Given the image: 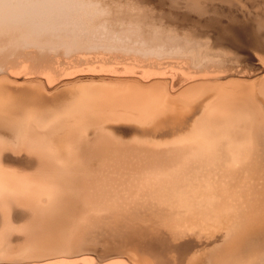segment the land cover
Segmentation results:
<instances>
[{"label":"bare ground","instance_id":"obj_1","mask_svg":"<svg viewBox=\"0 0 264 264\" xmlns=\"http://www.w3.org/2000/svg\"><path fill=\"white\" fill-rule=\"evenodd\" d=\"M229 1L232 3L236 1V4L239 2ZM93 4L94 7L96 3ZM87 6L85 0H0V48L16 43L18 41L16 39H21L26 46H32L37 39L64 38L66 40L62 43L72 46L70 44L82 43L84 39L85 41L88 39V42L101 38L109 40L108 33L110 35L113 32L116 34L112 36L114 40L118 37L122 40L127 33L128 36L136 34V32L132 34L128 31H120L121 28L110 29L105 33L104 38L101 36L104 35L103 33L99 35L100 37H96L95 33L93 36L92 32L87 33L92 30L90 28H86L90 29L85 31L86 33L83 31L79 34L81 27L86 24L81 26L82 23H79L81 17L77 15L79 12L76 10L80 9L84 15L94 13L96 10ZM118 15L113 17V21ZM77 17L80 18L77 20ZM63 18H68L65 21H70L65 24H73L69 32L59 30L55 25ZM73 19L75 21H72ZM140 19L136 18V20ZM127 20L124 23H128ZM116 22L113 24L116 25ZM99 31L98 33H101ZM77 35H80V42L73 37ZM261 39L258 33H250L249 44L254 49L260 50L263 48ZM21 68L27 69L24 68V64ZM41 69L51 70L50 66L47 68L42 66L38 72L23 70L19 75L17 71V75L15 71L11 73L12 71L9 70L8 74L4 71L7 76L1 71L2 69L0 70V226L4 231L17 223L20 216L29 222L32 217L36 219L38 213V217L40 215L47 217L45 219L48 221L44 222L42 218L41 220L37 218L36 226L26 232L25 245L23 247L18 245L22 248L21 251L19 247L16 249L13 247L12 249L17 251L13 252L8 242H0V264H27L35 261L36 263L33 264H129L122 257L116 258L117 254H125L120 252L125 249H137L133 244L134 239L149 230L154 231H151V235L155 233L156 237H164L162 238L164 243L168 242L166 238L171 242L176 241L177 244H188L190 247H186L187 249L199 245L198 249L191 251L186 262L183 260L187 256L186 258L182 256L181 262L183 261L184 264H223L226 260L230 261L228 252L232 249L236 248L238 251L237 247L242 244L240 248L244 246L247 250L246 242L248 246L249 241L254 243L256 240L255 244H257V241H261L259 239H264V198L258 195L260 189L258 190V182L255 185L254 177L258 176V171L262 169L256 159L254 163L258 142H256L258 140L255 136L256 131L251 138H248L252 132L253 124H250L254 118H249L251 120L249 125L247 120L241 121V118L237 120L238 117L236 120L230 118L228 126L222 125L221 122L212 124L211 119V122L210 120L205 122L208 117L206 113L208 114L210 106L219 95L216 96L215 93L212 95V90L210 93L207 90V95L199 94V97L196 94V98L191 100L179 99L180 95L176 97L179 99L177 101L175 97L171 98L174 95L162 91L163 86L159 89L153 88L155 84L150 86V80L161 79L160 75L142 77L141 82H137L140 84L139 87H136L133 85L136 81L131 84V80L125 79L131 75L130 73H90L89 71L84 74L79 72V74H75L76 72L62 74L61 72L57 76L58 79L52 77L51 79L54 80H51L49 74L54 77L55 74L51 71L47 74L48 77L44 78L39 72ZM22 72L24 75H20ZM97 74L103 77L93 78ZM80 75L92 77L77 78L75 82H81L80 85L73 84L74 81L71 83L74 77ZM216 75L211 76L212 78L208 75L191 76L183 82L191 84L196 83L198 79L200 81L208 77L213 80V77L217 78ZM111 81L123 84L117 87L118 84L114 85L110 83ZM145 83L149 84L148 87ZM154 83H158L157 80ZM187 86L190 87L188 84ZM260 98L261 119L264 121V95ZM195 102L199 103L200 111L193 109ZM216 105H214L216 108L211 107L215 109L213 114L226 119V114L221 115L224 113L221 112L222 109L216 111L218 106ZM257 105L255 104V107ZM116 125L123 128L117 131ZM261 130L264 134V129ZM90 137L92 141L91 139L88 141ZM262 139L264 141V138ZM258 143H261V140ZM81 146L84 147V151L87 150L88 154H91V157L87 156L91 159L89 162L83 161L86 156L84 158V155H81L80 152L84 153ZM130 151L134 155V160H131L132 156L130 162H127L129 159L125 160V157H121L124 161L118 159L120 154L131 153ZM129 155L126 157L130 158ZM33 156L40 157L57 169L54 171L57 175L52 171L55 175L53 176L52 173L53 177L49 175L53 178L52 181L51 178L48 180L46 178V182L43 179L42 182L34 181V183L17 175L28 172L34 166L33 159L36 157L32 158ZM142 159L148 161L144 162ZM118 160H121L119 161L121 167L119 162H116ZM47 162L44 164L47 165ZM128 163L131 166L127 167ZM118 169L121 170L120 173ZM16 204L31 207L33 211L19 215L18 209L13 211L14 208L13 210L10 208L11 205L17 207ZM254 217L256 220L253 219ZM24 219L22 223L27 222ZM249 226L252 228L247 229ZM249 231L256 233V238L253 237L251 240L252 233ZM2 233L1 231L0 234ZM259 236L262 237L258 238ZM184 238L188 239L182 242L180 239ZM179 240L181 242H177ZM143 242L144 245L146 241ZM136 243L138 247L143 246L141 242L136 241ZM258 244L260 247L261 244ZM154 245H150L153 246L152 250L155 248ZM257 245L255 248L258 247ZM98 246L102 247L101 250L108 257L106 261L90 255L98 252L94 249ZM146 248L138 253H143L148 258L150 255L154 257L159 252L153 250L156 254H152L150 253L152 250L146 252ZM258 248L257 260L254 261H258V256L264 259V248ZM166 250L165 252L169 253ZM71 257L78 258L68 259ZM160 257L163 262L162 258L165 256ZM152 259L150 258V261ZM155 259L158 261L156 257ZM171 261L167 262L171 264Z\"/></svg>","mask_w":264,"mask_h":264},{"label":"rangeland","instance_id":"obj_2","mask_svg":"<svg viewBox=\"0 0 264 264\" xmlns=\"http://www.w3.org/2000/svg\"><path fill=\"white\" fill-rule=\"evenodd\" d=\"M82 1H84V0H82ZM92 1L94 3H96L94 7H93L94 4ZM237 1H239V2H237V4H236L235 3L236 1L232 3L229 0L228 1L227 0H91V3H90V0L89 1L85 0V3L87 2L88 6L90 8L92 7V10H95V8H96V10H95L96 12L94 11V13H89L90 15L85 13V15H84L83 11H81L80 9L76 10L77 12H79V14H77V15L78 16L80 15V17H81V18L77 17V20H78V18H80L79 19L80 22L77 20L76 21L79 22L80 24L82 23L81 26L86 24L85 25L86 27L85 26L81 27L80 31L78 32L79 34L83 31H84L83 33H86L87 31L92 29V30H90V32H87V33L92 32L93 36L95 33L96 37L97 36L100 37L99 35L103 33L104 35H101V36H103V38H104L106 36L105 33L109 32L110 29L117 30L119 28H121L120 31L124 30V31H128L129 33H132V34H135V32H136V34L128 36L127 35L128 33H127L125 35V37L122 36V37H124L122 40L119 37L117 38L115 36V39L116 38L117 39L114 40L113 34H115V33L113 32L112 34H110L111 36L108 33V36L110 37L109 40L101 38V39H97V41L95 40L93 42L92 41L88 42V39H86V41L84 39V41L82 43L80 42L81 41L80 35H77V36H73L75 40L80 42L79 44H76L77 46L73 45V43L70 44L72 46H69L65 43H62L63 40H66L64 38H59L60 40L58 38L37 39L35 41V45L32 44V46L31 45L26 46L25 43L23 44L21 42V39H16V40H18L16 43L7 44V45L3 46L2 48H0V70L2 69L1 71H3V72L5 71L6 73L10 72V71H12L11 73H13V71H15V73H16V71H17L18 75H19V72L24 70V69L22 70V68H21V67H23V64H24V68L27 67V69L24 71H29L30 69H28V68L33 69V70H30L29 72H38V69L40 67L44 66L47 68L50 66L51 70H47L48 72L46 71V69H45V71H44V69H41L39 72L41 73L42 77L46 78V76L48 77L47 74L52 71L55 74V77L50 75L51 74L50 73L49 78L51 79L53 77V78H55V80L58 79L57 76H59V74H61V72H62V74L63 73L64 74H74L75 72H76L75 74H79V73L84 74V72L89 73V71H90V73L91 72H95V73H98V72L99 73L100 72L101 73H118V74H129L130 73L131 75H133L135 77L137 76V77L133 78V76L129 75V77H127V78L124 77V78L127 79V81L131 80L130 81L131 84H132V82L136 81L135 83H133V85H135L136 87H139V85H140L139 83L141 82L142 77L147 78L148 76L150 77V76H154V75H160L162 80L156 79L158 83H154V82H156L155 79H151L150 80L151 82L148 81V83L150 82L149 83L150 86H151V84H153V85L155 84L154 85L155 87H153V85H152L153 88L157 87L159 89V87L163 86L165 89L161 87L163 89L162 91H166L165 93H169L171 96L174 95L171 98L175 97V99L177 101L179 99H182V98H187L190 100L194 99V98H196V96H195L196 94H198L199 97H200L199 94H201V96L207 95L206 94L207 90H208V93H210L212 90V95L215 93L216 96L219 95V97L216 98L215 102H213L214 104H212V106H210V108L208 110L209 111L208 114L206 113V115L208 117L206 116L207 118L204 120L205 122H209V120L211 119L213 121V122H211V120H210V122L212 124H215L217 122H221L222 125L224 124V125L228 126V123L231 121L230 118H233V120H236L238 117L239 119H237V120H240V118H241V121L247 120V122H248L247 125H249L250 121H251L249 118H251V119L254 118V120H252L251 121L252 123L250 124V125H252V124L253 125H252V132H250V134H249L250 137H248V138H251L255 133L254 131H256L255 136L258 137V134H259V137L258 138L256 137V139H258V140H256V142L257 141L259 142L261 140V143H258V142L256 143L257 144V146H256L257 151L254 153L255 154L254 155L255 156L254 157V163L257 160V164L259 165V167L261 165L260 168H262V169H260L258 171V173H257L258 176H256V175L254 176L256 178V179L255 178L254 179L256 180L255 185L258 182L257 183L258 190L260 189L258 191L259 192L258 195L261 197L263 196L262 198H264V195H262V194H264V189H263L264 185L261 184V183L264 184V180L261 179V178L264 179V175H263L264 174L263 173L264 172V168H263L264 166H262L264 163V156H262L264 154V150H263L264 149V146H263L264 141L262 139V138H264V134H262L263 130H261V129H264L263 128L264 127V123H263L264 121H262V119H261L262 118L261 109L259 107L260 106L259 103H262V100H259V99H261L260 98L261 95L262 96L264 95V0H249V1L248 0H237ZM78 2H80V1H78ZM99 7L104 8V9H100ZM105 9L106 10L109 9V11L107 10V12H106ZM80 12L82 13V16H81ZM110 12H111V14H107ZM96 13H99V14L97 15ZM103 13L106 15H104ZM91 14H93V16L95 18ZM116 14L117 15L119 14V15L117 16V18L115 17L114 21H113V17L116 16ZM108 15H110V16H108ZM105 16H108L110 19L108 17H105ZM97 17H99L100 19ZM122 17H123V19H121ZM91 18H92V20H90ZM96 18H97V20H96ZM118 18H120V19H118ZM125 18L128 19L127 20L128 23H126V22L124 23V21L126 20ZM136 18L137 19L141 18V19L136 20ZM142 18H144V19L142 20ZM65 19H68V18H63V19L59 20L58 22H56L55 25H56V27H59L58 28L59 30H62L64 32H69L72 29L73 24L72 23L65 24L67 22H70V21H65ZM107 19H109V20L107 21ZM116 20H117V22H116ZM129 20H131V21H129ZM72 21H75V19H73ZM132 21H134V22H132ZM114 22H116L117 24L119 22V24L118 25L116 24L117 25L116 26L115 24H113ZM139 22H140V24H139ZM59 23H63V24H59ZM105 23H106V25H105ZM122 23H124L123 25H125V26L121 25ZM135 23H137V24H135ZM126 24H128V25L126 26ZM95 27H97L98 30ZM82 28H83V30H82ZM84 28L85 29L90 28V29L85 30ZM93 28H94V30H93ZM105 29L107 31H104ZM77 30H79V29H77ZM95 31H97V32H95ZM98 31L101 33H98ZM153 31H155V32H153ZM253 32L258 33L260 35V37L262 38L261 40L263 42V45H262L263 48H260V50L254 49L253 46H251L249 44L250 33H253ZM97 33H98V35H97ZM135 37L137 39H135ZM142 37H143V39H142ZM67 40H69V39H67ZM117 40H119V41H117ZM120 41H123V42H120ZM52 67H54V68H52ZM5 72H4V74L7 76L8 73L6 74ZM16 75H17V73H16ZM20 75H24V73L22 72V73H20ZM97 75L94 76L93 78H95V77L96 78H102L103 77L102 75L101 76L100 75L97 76ZM204 75H206V76L208 75L210 78H212L211 76L216 75L217 78L214 79V77H213V80H212L208 77L206 79H201L200 81H198L199 80L198 79V80H196V83L195 82L191 83V84H193L194 87L190 83H184L183 82V81L189 79L191 76L198 77V76H204ZM83 76L84 75L74 77V79H76V80L73 79L71 83H73V81H74L73 84H75L77 82V78H82ZM87 76L92 77L89 75H85L83 78L84 79H85V77L88 78ZM120 78L121 77H118V79H120ZM121 79H123V77ZM51 80H54V79H51ZM152 81H154V82H152ZM43 82L45 83V80ZM94 82H96V81H94ZM97 82H99V81H97ZM104 82L107 83L108 81H104ZM113 82L114 81H111L110 83H112L114 85L118 84L116 82L115 83H113ZM137 82H139V83H137ZM44 83H42V84L46 86V84H44ZM79 83H81V82L76 83V85H80ZM148 83L147 84L145 83V85L147 87L149 85ZM121 84H123V83L119 82L117 87H119V85H121ZM157 84H159V86H157ZM187 84L190 87H188ZM141 85H143V84H141ZM183 85H185V86H183ZM185 87L186 88L188 87L187 88L188 90ZM204 89H206V91H204ZM176 91H177V93H176ZM200 91H202V92L200 93ZM193 93H194V95H192ZM184 96H186V97H184ZM192 96H193V98H192ZM253 96L255 97V99ZM176 97H179V99ZM219 99L222 101H220ZM218 100L222 104L221 103L219 104ZM195 104L196 105H193V107H194L193 109L196 108L195 110H199L200 109L199 108L200 105H198L199 103L195 102ZM255 104L256 105L258 104V105L255 107ZM214 105L217 106L216 111H219L220 109H222L221 112H224V113H221V115L226 114L225 115L226 119L224 117H221L220 115H218V117H217L216 115L213 114V112L215 110L214 108H216ZM211 107H214V108L212 109ZM225 107L227 108L226 110H225ZM254 107H255V109H254ZM210 110H212V111L210 112ZM227 112L230 114H228ZM245 113H247V114H245ZM251 113H252V115H251ZM231 114H233L232 117H231ZM237 114H239V116H241V117H239ZM240 114H242V115H240ZM245 115H246V117H245ZM213 116H215V117H213ZM220 117H221V119H220ZM255 117H257L256 118L257 120L255 119ZM214 119H215V122H214ZM226 120H227V122H225ZM222 121H224V122H222ZM255 121L258 123H256ZM168 122H170V121H168ZM168 122L166 124H168ZM241 123H243V122H241ZM229 125H231V124H229ZM117 126L119 127L120 125H116V127ZM116 127L113 129L115 130ZM118 127L116 129L117 131L120 128H123V126H120L119 128ZM254 128H255V130H253ZM261 136H263V137H261ZM91 138L92 137L88 138V141H90ZM259 138H261V139H259ZM91 141H92V139H91ZM258 145L262 151L260 149H258L259 148ZM82 146H83V144H82ZM81 149H82V151H84L83 150L84 147H82ZM86 151L87 150H85L83 154H82V152H80V153L82 156L84 155L83 156L84 158H85V156H86V159L88 158L87 159L88 161L84 158H82V160L84 159L83 161L89 162L91 159H89V157H87V156L91 157V154H88V151H87V155H86ZM260 151H261V153H260ZM131 153H129V152L124 153L123 152L122 154H120L121 156H119L118 159H120L121 157H123V158L125 157L124 159L125 160L129 159V160H127V162H130V159L132 157L133 158L131 160L135 159L133 153L132 154ZM146 153H148V152H146ZM154 153H152V154H154ZM21 154L23 155V153H21ZM124 154H126V155H124ZM22 155H20V158ZM127 155H129L130 158L126 157ZM154 155H156V154H154ZM35 157L33 156L32 158H35ZM124 159L121 158V160H123V161H124ZM121 160H118L116 162H119ZM142 160L144 162L148 161V160L145 161V159H142ZM33 162H34V166L28 172L17 173V175L22 177V178L24 177V179L27 178L26 179L27 181H29L28 179H30L31 182L32 181L33 182L34 181L42 182L43 179L46 182V178H47V180L49 178H51L50 181H52L53 180L52 177L55 174L57 175V173L54 172L57 169L54 166L52 167V165L50 166V164L47 161L41 160L40 157L39 158L36 157V159H33ZM46 162L49 165L44 164ZM116 162H115V164H116ZM120 165H122V164L119 162V166ZM129 165L130 164L128 163L127 167H129ZM139 165H140V161H139ZM114 166H116V165H114ZM137 166H138V162H137L136 168H137ZM51 167L53 170L51 169ZM51 171L54 172L55 174L52 173ZM119 171L121 172V170L118 169V172ZM51 173L53 174V176L51 175ZM49 175H51L52 177ZM59 176H61V174H59ZM258 177L260 180L257 179ZM257 180H259V181H257ZM261 180H262V182H261ZM261 185H262V187L259 188V186H261ZM255 190H256V187H255ZM260 191H263V192L261 193ZM250 193H252V191ZM245 204H246V202L243 203V205H245ZM16 205H17V207L15 205H11L10 208L12 210L14 208L13 211H17V209H18L19 211H17V212L20 213L19 215L25 214L26 212L28 213V211L29 212L33 211V209H30L31 207L30 208H28V206L23 207V205H20L21 206L20 207L19 204H16ZM26 208L28 209L27 211H26ZM20 209L22 211L24 209L25 210L23 211V213H21L22 211ZM38 214L36 216H37V218H39V220H41V218H42L44 220V222H48L45 219L47 217L44 218V216L41 217V215H40V217H38L39 216ZM37 218L35 219V217H32L31 220L28 222V220H26V218L24 219L23 216H22V218L20 216V218L18 219L19 221L17 222L18 224L15 223L11 227L6 228V230H4V231L2 230V226H0V233H1V231L3 232L2 234H0V242H8L9 246L11 247V250L13 252H17L14 249L19 247L20 245L22 247L25 245V241H26L25 239L27 238L26 232H27V230H30V228L32 229L34 226H36V221L38 223ZM23 219H24V221L26 220L27 222L22 223ZM253 219H255V217ZM253 219H252V221L256 220V219L255 220H253ZM255 222H253V223H255ZM33 223H35V224L33 225ZM250 226L247 229H251L252 227H250ZM255 226L256 225H254V227ZM254 230L255 229L253 228V231ZM151 231L152 230H149L147 232L144 231L142 234H140L138 236L137 239H139V240L134 239L135 241H133L134 242L133 244L136 245L135 248H137V249L140 247L139 251L141 249L143 250L144 248L147 247L146 248L147 250L145 249L146 252H150V250H152L151 248L153 247L150 245L155 244L154 245L155 248H153V250H155V252L159 251L158 252L159 254L157 253L159 257L165 256L162 258L163 262H161V260H160L161 257L160 258L157 257L156 256L157 254L153 250H152L153 252L151 251L150 253L156 254L154 257H153V255H150V253H146L147 255H150V257L147 258V256H144L143 253L142 254L138 253L139 251L136 252L137 249H134L135 251L131 250V249H125V251H120V252L125 253V254H117L116 258L122 257V259H126V261L129 264H134L135 262H136V264L137 263L139 264V262H141V261L142 262L140 264H155V262H157V263L159 262L158 264H164V263L167 264L169 261H171L173 259V257H176L177 259L176 258L173 259V260H175V262L172 263V261H173L172 260L171 264H175V263L184 264V262H186V260L189 258L191 251L199 248V245H196V247H192L190 249H187L190 247V246H188V244H184V245L182 244L184 246L183 247L180 243L177 244L176 241L171 242L170 240H168L166 238H165V240H167L168 242L166 243V241H165V243H164V240L162 239L164 237H160L161 238L160 239L159 236L156 237L157 234H156V236L154 235L155 233H153L151 235L150 233L154 232V231H152V232ZM253 231L252 232L249 231L252 233L251 240H253L252 239L253 237L256 238V235H255L256 233L253 234ZM145 234L154 240L149 239ZM153 235L157 239L159 238V240L155 239V237H153ZM260 237H262V236H259L258 238H260ZM185 239H188V238H184V239H180V240L183 242V240L185 241ZM17 240H19L18 243H16ZM142 240L144 242L146 241L150 248L147 246V243L146 242L144 243ZM147 240H149V241H147ZM180 240L177 242H181ZM259 240H261V241H257V242L262 245V246L260 245V247L264 248V239H259ZM136 241L141 242V244L143 242L144 245L143 244L142 245L145 247H143V246L141 247V245H139V247H138V243H136ZM151 241H153V242H151ZM159 241H161V242H159ZM255 241L256 240H254V243H253V241L252 242L249 241L250 245L248 244V246H247L248 242H246V247H248V249H247L248 251L243 246V248H245L244 250L246 253L244 252V250H242L243 248H240L242 246V244L239 245L240 247H237V248L241 249L242 252H240L241 250L239 251V249H238V251H236L237 250L236 248L234 250L232 249L231 250L232 252L231 251L228 252V255H230V258H229L230 261L226 260L225 263H223V264H227V263L228 264H230V263H232V264H249V262H250V264L251 263L256 264L258 261H259L258 262L259 264H262L263 263L262 262L263 257H261V259H260L258 256V261H256L257 260L256 259L257 258L256 253L258 252V251H256V249L259 247L258 246L259 244L258 243H257L258 245L255 244ZM21 242L22 243L24 242V244L22 245ZM149 242H151V243H149ZM170 245L172 248L169 247ZM243 245H245V243ZM255 245H257L258 247L255 248ZM162 246H163V248H162ZM175 246H176V249H175ZM13 247H14V249H12ZM100 247L101 246L95 247L94 249L97 250L98 252L95 254H90V255H92L96 258H102V260L105 259V261H106L108 257L106 256L105 252H103L101 250L102 247L101 248ZM164 247H166L167 250ZM260 247L258 249H261ZM20 248L21 247H19L18 249L21 251L22 248L21 249ZM148 248H149V250H148ZM161 249H163V252H161ZM172 249H174V250H172ZM180 249H182V250H180ZM142 250L140 252H142ZM165 250L169 251L170 254L168 252H165ZM187 250L189 252H186ZM263 250H261V251L263 252ZM174 251H178V252H174ZM143 252H145V251H143ZM164 253H167V254H164ZM171 253H172V256H170ZM185 253H187V255ZM237 253H239V254L243 253L244 256L242 254L239 255ZM263 254H264V252H263ZM142 255L144 257H142ZM176 255L177 256L179 255V256L177 257ZM248 255H250V256H248ZM260 255H262V254L260 253ZM82 256H78V257H82ZM182 256H183V258H186V256H187V258L183 260ZM238 256H240L241 259ZM247 256H248V260H247ZM78 257H74V258L71 257L68 259H75ZM152 257H153V259H152ZM155 257L157 258L158 261H155L156 260ZM150 258L152 259V261H150ZM164 258H166V259H164ZM144 259H146V260H144ZM254 259H256V260L254 261ZM181 260H183L184 262L183 261L181 262ZM241 260H242V262H241ZM146 261H147V263H146ZM263 261H264V259H263ZM33 263H36V261L35 262H28L27 264H33ZM37 263H39V262H37ZM24 264H26V263H24ZM78 264H83V263H78Z\"/></svg>","mask_w":264,"mask_h":264}]
</instances>
